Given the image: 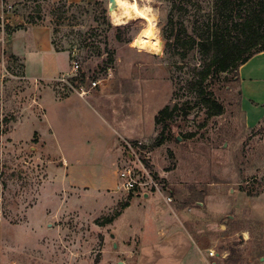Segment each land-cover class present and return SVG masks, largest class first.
<instances>
[{"label": "rangeland", "instance_id": "374dc122", "mask_svg": "<svg viewBox=\"0 0 264 264\" xmlns=\"http://www.w3.org/2000/svg\"><path fill=\"white\" fill-rule=\"evenodd\" d=\"M128 1L150 8L156 18L153 53L135 44L148 28L145 20L115 25L109 0L17 4L16 16L51 29L55 48L70 55V70L57 81L33 85L24 78L22 65L0 48V264H138L133 243L144 242L143 235L155 238L166 221L161 208L166 204L184 210L194 238L212 243V261L220 252L227 253L226 264L231 259L264 264V223L251 217L253 208L264 207V56L249 63L242 76L240 68L239 81L233 73L208 79L200 95L199 76L208 57L177 43L205 30L221 33L235 15L217 12L214 0L174 7L173 0ZM94 82L98 91L141 86L150 99L155 96L160 110L178 106L149 137L138 140L143 147L136 151L166 184L162 195L150 193L145 200L121 187L66 186L60 151L43 133L44 88L60 99L90 91ZM209 98L222 106L221 114H214ZM124 158L125 164L134 163ZM137 196L146 207L138 206ZM234 201L237 207L227 211ZM126 203L131 206L125 211Z\"/></svg>", "mask_w": 264, "mask_h": 264}, {"label": "crops", "instance_id": "0c3cea01", "mask_svg": "<svg viewBox=\"0 0 264 264\" xmlns=\"http://www.w3.org/2000/svg\"><path fill=\"white\" fill-rule=\"evenodd\" d=\"M23 1L0 0V38H4V45L0 48L4 54H9V59L22 65V74L28 83L49 84L70 70V55L55 48L49 27L27 23L23 17L16 16L17 4ZM51 1L79 4L83 0ZM262 56L264 52L242 66L240 76L249 63ZM44 89L41 100L43 133L46 140H54L60 151L66 186L97 191L119 188L118 171L126 163L124 157H129L124 141L142 140L152 133L155 118L162 110L158 103H154L155 96L150 99L147 88L141 86L117 91H110L107 86L101 91L92 89L85 97L72 94L57 99L50 89ZM149 197L148 194L147 198L145 195L142 198L147 200ZM161 200L167 203L164 196ZM134 201L138 206L146 207L139 196ZM204 205L199 203L201 207ZM235 205L236 201L227 204L226 210L234 209ZM166 206H161L166 209V221L160 222L155 238L149 241L148 236L143 235L146 243L142 238L133 243L135 247L131 252L139 253L138 264H226L227 253L216 252V259L212 261L211 257L215 255L212 243L194 238V233L186 228L184 210ZM207 206L212 210L211 204ZM251 217L264 223V207L253 208ZM241 235L245 240V233ZM209 251L214 255L208 254Z\"/></svg>", "mask_w": 264, "mask_h": 264}, {"label": "trees", "instance_id": "16d2710c", "mask_svg": "<svg viewBox=\"0 0 264 264\" xmlns=\"http://www.w3.org/2000/svg\"><path fill=\"white\" fill-rule=\"evenodd\" d=\"M187 1L189 0H173V7L177 3L182 4ZM214 2L217 12L224 11L235 15V19L228 21L221 33L218 28L212 35H208V30H205L206 34L201 33L198 34L199 36L191 37L189 42L177 43V46L181 45L183 48L187 45L185 50L189 49L188 52L199 49L208 57L209 62L199 76L197 87L200 95L204 94V84L208 79H218L222 74L233 73L234 80L239 81L240 68L254 56L264 52V0H214ZM250 2H254L252 7L247 6ZM181 55L184 58L187 56L184 52ZM85 77L83 75L82 82L85 81ZM206 100L216 107L215 115L222 113V106L217 105L210 98ZM178 110V106H174L173 109L170 106L163 108L155 118L156 126H160ZM164 127L166 128L167 125ZM129 206L130 204L126 203L123 209ZM232 261L236 264L238 260L231 259L227 264H233Z\"/></svg>", "mask_w": 264, "mask_h": 264}, {"label": "built area", "instance_id": "2783aa9c", "mask_svg": "<svg viewBox=\"0 0 264 264\" xmlns=\"http://www.w3.org/2000/svg\"><path fill=\"white\" fill-rule=\"evenodd\" d=\"M4 45V38L0 39V47ZM79 66L76 64L74 70L77 71ZM98 82H94L91 86V90L98 87ZM89 94V91L82 90L79 96L85 97ZM124 146L128 152L132 155L134 163L125 164L119 169L120 187L130 193H136L146 195L150 193H162L167 189L163 180L158 177V174L150 168V166L137 156L136 151L141 152L143 142L141 141H124ZM168 202H172V198L168 197ZM1 220V217H0ZM211 256L214 253H210Z\"/></svg>", "mask_w": 264, "mask_h": 264}, {"label": "bare ground", "instance_id": "6f19581e", "mask_svg": "<svg viewBox=\"0 0 264 264\" xmlns=\"http://www.w3.org/2000/svg\"><path fill=\"white\" fill-rule=\"evenodd\" d=\"M118 12L112 14L115 25H123L134 19H142L147 23V30L142 31L136 38L135 44L142 51L153 53L157 49L158 39L155 32V19L150 8L141 7L137 1L117 0Z\"/></svg>", "mask_w": 264, "mask_h": 264}, {"label": "water", "instance_id": "95a60500", "mask_svg": "<svg viewBox=\"0 0 264 264\" xmlns=\"http://www.w3.org/2000/svg\"><path fill=\"white\" fill-rule=\"evenodd\" d=\"M109 14L112 15L114 12H118L119 11V7L117 4V0H109ZM129 157L132 158V155L129 153ZM145 197H148V194L145 195ZM112 238H114V235H111ZM119 264H123L122 262H120Z\"/></svg>", "mask_w": 264, "mask_h": 264}]
</instances>
